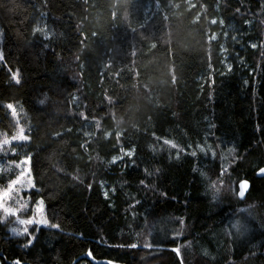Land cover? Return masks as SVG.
Returning a JSON list of instances; mask_svg holds the SVG:
<instances>
[{
	"label": "trees",
	"instance_id": "1",
	"mask_svg": "<svg viewBox=\"0 0 264 264\" xmlns=\"http://www.w3.org/2000/svg\"><path fill=\"white\" fill-rule=\"evenodd\" d=\"M0 53L59 225L0 223L1 264H264V0H0Z\"/></svg>",
	"mask_w": 264,
	"mask_h": 264
},
{
	"label": "snow or ice",
	"instance_id": "2",
	"mask_svg": "<svg viewBox=\"0 0 264 264\" xmlns=\"http://www.w3.org/2000/svg\"><path fill=\"white\" fill-rule=\"evenodd\" d=\"M213 23H215V21H213ZM34 31H39V32H44L45 29L44 28H36L34 29ZM153 47H155V45H153ZM253 47H255V45H253ZM4 57L3 54L0 53V61H3ZM12 79L18 84L20 82L19 80V74L18 71L16 72H12L11 69H9ZM6 107L10 110H13V115H15V110L12 104H8L6 105ZM82 118L86 117L84 116L83 113H81ZM117 135L119 136V133H117ZM29 140V136L25 135L23 133V129H20V132L18 135H13L11 137V139L5 138L3 140H0V151H4V148L6 145H10L13 141L16 142H25ZM165 144H171V146L173 148L176 147V145L174 143H172L171 141L165 140L164 141ZM22 146V143H21ZM203 151V149H201ZM12 153L15 154L16 149L12 148L11 149ZM129 157L132 156V153L129 152L127 154ZM192 155L195 156L196 152H192ZM213 155H215V153H213ZM116 157H113L112 162L115 163L116 162ZM30 160H31V156L30 155H26L25 157H23V159L19 162V164H17V167L21 168L20 173L14 178L12 179L8 186L7 189L4 190L2 193H0V210H2L3 215H0V223H12L14 222L16 225L18 226H13L10 227L9 231L14 234L15 236H26V243H25V247H29L31 246L34 241L36 240V235L32 232L29 231V227L31 225H40V224H44L46 226H50L52 228H59V225L57 224H49V222L47 220H37L34 217H27V218H21L20 213L25 210L27 208V205L25 204H19V207H11V206H6L5 204V197H9L13 200H15L16 195H19V193L21 192V190H23V186L24 184H30L32 185V187H35V184L31 178V170H30ZM13 164H16L15 161L11 162ZM24 165H29V167L27 169H25L23 166ZM261 174H264V168L259 170ZM226 173L225 169H221V176H223ZM141 185L144 184V180L140 181ZM15 185H19V187L17 188H13V186ZM249 184L248 181L244 180L241 181L239 183V192L238 195L239 197L243 198L245 196V190L248 188ZM213 190V198H216V195L219 191V189H217L216 184L213 183L210 186ZM13 192H15L16 195H13ZM17 203H19L17 201ZM11 218V219H9ZM183 220L180 221V224L183 225ZM155 227V225H153V228ZM232 227L235 228L237 230L238 233L241 232V230H246L247 228V220H237L234 224H232ZM131 247H136L135 244L130 245ZM146 246H151V245H146ZM178 251V250H177ZM89 255H91V252L89 251L88 253ZM14 264H21V261L19 259H17L16 261H14ZM109 264H111V262H109Z\"/></svg>",
	"mask_w": 264,
	"mask_h": 264
},
{
	"label": "rangeland",
	"instance_id": "3",
	"mask_svg": "<svg viewBox=\"0 0 264 264\" xmlns=\"http://www.w3.org/2000/svg\"><path fill=\"white\" fill-rule=\"evenodd\" d=\"M14 110H15L14 116L17 117V114L19 111L16 107H14ZM11 111L13 114V110H11ZM20 129H23V133H24V128L22 127V125H20V126L18 125V129L13 133V135H18L20 132ZM13 135L5 136L3 133H0V140H3L5 138L11 139V137ZM21 143H22V146H21ZM12 148L16 149L15 154L12 153V151H11ZM26 155H28L27 154V141H25V142L13 141L10 145H6L4 148V151H0V173L10 172V173L14 174V176L12 178V179H14L21 171V168L17 167V164H19V162ZM13 161H15L16 164L11 163ZM23 167L25 169H27L28 165H24ZM8 184H7V186H8ZM7 186L5 188H3L2 190H0V193H2L4 190H6ZM17 187H19V185L13 186L14 189ZM33 188L34 187H32V185H30V184H24L23 190H21L19 195H16L15 192H13V195H16L15 200H13L9 197H5V204H6V206H11V207H19V204L27 205V208L20 213L21 218L34 217L37 220H47L45 213H44L42 200L38 199L37 202H35L34 204H30L28 201V197H29L28 192ZM17 201L19 203H17ZM0 215H3L2 210H0ZM9 219H11V218H9ZM13 226H18V225H16L14 222L9 223L8 233L10 235H14L9 231L10 227H13ZM33 226L47 227L44 224L31 225V226H28L29 230Z\"/></svg>",
	"mask_w": 264,
	"mask_h": 264
},
{
	"label": "water",
	"instance_id": "4",
	"mask_svg": "<svg viewBox=\"0 0 264 264\" xmlns=\"http://www.w3.org/2000/svg\"><path fill=\"white\" fill-rule=\"evenodd\" d=\"M243 181H244V180H243ZM248 184H249V183H248ZM248 189H249V186H248V188L245 190V196H246V193H247ZM238 192H239V184H238L237 196H238V198H239L240 200L244 199L245 196H244L243 198L239 197Z\"/></svg>",
	"mask_w": 264,
	"mask_h": 264
}]
</instances>
